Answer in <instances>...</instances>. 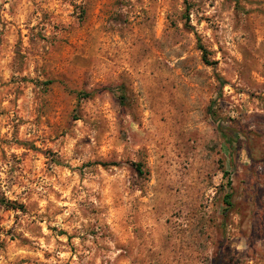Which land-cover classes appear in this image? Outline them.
<instances>
[{
	"label": "rangeland",
	"instance_id": "374dc122",
	"mask_svg": "<svg viewBox=\"0 0 264 264\" xmlns=\"http://www.w3.org/2000/svg\"><path fill=\"white\" fill-rule=\"evenodd\" d=\"M0 264H264V0H0Z\"/></svg>",
	"mask_w": 264,
	"mask_h": 264
},
{
	"label": "trees",
	"instance_id": "16d2710c",
	"mask_svg": "<svg viewBox=\"0 0 264 264\" xmlns=\"http://www.w3.org/2000/svg\"><path fill=\"white\" fill-rule=\"evenodd\" d=\"M200 49H201V52H202V57L204 58V60H206V59H205V55H206L205 50L202 49V47H200ZM205 62H207V61H205ZM226 145H227V148H229V150H230V149H231L230 145H228V143H226ZM104 165H105V164H101V166H104ZM111 165H115V164L113 163V164H111ZM139 172H140V171H139ZM225 199H228V196H226Z\"/></svg>",
	"mask_w": 264,
	"mask_h": 264
}]
</instances>
